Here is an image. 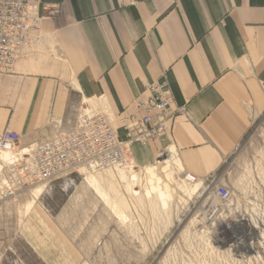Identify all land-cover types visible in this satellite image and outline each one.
I'll return each mask as SVG.
<instances>
[{
  "label": "crops",
  "instance_id": "obj_1",
  "mask_svg": "<svg viewBox=\"0 0 264 264\" xmlns=\"http://www.w3.org/2000/svg\"><path fill=\"white\" fill-rule=\"evenodd\" d=\"M38 7L24 57L0 75V133L19 134L23 150L103 113L138 167L168 150L199 189L227 186L228 158L255 125L264 131V0H38ZM157 85L180 112L161 142L127 143L123 120ZM33 205L14 233L0 225V264H91L100 238L120 233L116 221L115 232L98 222L97 238L87 223L73 236L64 215ZM110 250L114 259V244Z\"/></svg>",
  "mask_w": 264,
  "mask_h": 264
},
{
  "label": "rangeland",
  "instance_id": "obj_2",
  "mask_svg": "<svg viewBox=\"0 0 264 264\" xmlns=\"http://www.w3.org/2000/svg\"><path fill=\"white\" fill-rule=\"evenodd\" d=\"M18 152L2 154L0 159H21ZM167 154L164 150L148 166L151 176L146 167L133 162L129 170L91 173L80 169L32 186L22 184L15 175L10 180L12 193L3 203L1 230L14 233L17 223L30 212L26 214L25 208L33 191L44 187L34 205L43 204L53 217L64 215L72 223L73 236L84 223L93 226L96 238L103 230L96 228L98 222L119 224L118 235L100 238L98 250L90 255L91 264H264V131L255 125L223 166L226 185L233 193L227 205L212 195V186L199 189L200 183L185 181L177 156L169 153L172 159L165 161ZM195 186L196 192L189 197L186 192ZM129 223L134 225L130 241L125 234ZM109 231L115 232V227ZM20 249L31 257L30 250ZM128 249L130 258H125ZM26 263L40 264L32 258Z\"/></svg>",
  "mask_w": 264,
  "mask_h": 264
},
{
  "label": "built area",
  "instance_id": "obj_3",
  "mask_svg": "<svg viewBox=\"0 0 264 264\" xmlns=\"http://www.w3.org/2000/svg\"><path fill=\"white\" fill-rule=\"evenodd\" d=\"M39 16L38 0H0V75L12 72L24 57L32 32L41 22ZM149 91L145 99L133 101L131 114L123 120L127 143L161 142L180 112L161 86H152ZM110 123V118L103 113L83 115L67 131L26 148V153L14 163L5 164L0 160V215L4 201L12 193L10 180L15 175L20 177L22 184L32 186L59 180L80 169L91 173L104 169H133ZM20 138L12 131L0 133V156L16 153ZM184 179L196 182L190 174H185ZM211 192L223 205L230 203L233 197L224 185L212 186Z\"/></svg>",
  "mask_w": 264,
  "mask_h": 264
},
{
  "label": "bare ground",
  "instance_id": "obj_4",
  "mask_svg": "<svg viewBox=\"0 0 264 264\" xmlns=\"http://www.w3.org/2000/svg\"><path fill=\"white\" fill-rule=\"evenodd\" d=\"M26 153V150L25 149H23L22 151H19L17 154H20V155H23V154H25ZM172 153V152H171ZM6 154H10V153H6ZM5 154V155H6ZM12 155H13V153H12ZM173 155V154H172ZM8 156V155H7ZM169 156V153L166 155V157L164 158V160L165 161H168L169 159H172L171 158V156L170 157H168ZM5 157L6 156H3L2 157V159H0L1 160V162H4L5 164H10V163H14L17 159H15L14 161H5ZM151 168V167H150ZM149 167H146V169H147V172H148V174H150V176L153 174V171L150 169ZM145 169V170H146ZM155 176V175H154ZM152 180V179H151ZM190 184H193V183H191V182H189ZM197 186H195L192 190H191V192H186L187 194H188V196L190 197L192 194H194L195 192H196V190H197ZM43 191V187H40V188H37V189H35L34 191H33V194H32V198L30 199V201L27 203V205H26V212L32 207V205L35 203V201H36V199L39 197V195L41 194V192ZM158 194H159V196L160 197H163V193L162 192H158ZM183 194H184V192H183ZM255 247V246H254Z\"/></svg>",
  "mask_w": 264,
  "mask_h": 264
}]
</instances>
